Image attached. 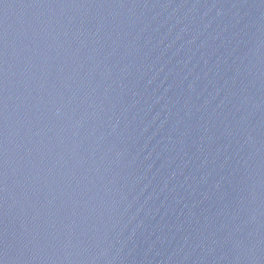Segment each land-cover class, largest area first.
Listing matches in <instances>:
<instances>
[{
    "label": "water",
    "instance_id": "water-1",
    "mask_svg": "<svg viewBox=\"0 0 264 264\" xmlns=\"http://www.w3.org/2000/svg\"><path fill=\"white\" fill-rule=\"evenodd\" d=\"M0 264H264V0H0Z\"/></svg>",
    "mask_w": 264,
    "mask_h": 264
}]
</instances>
